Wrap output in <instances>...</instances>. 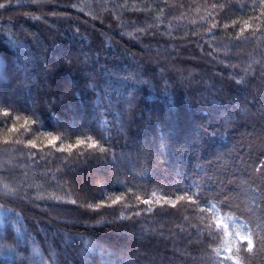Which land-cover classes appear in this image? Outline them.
<instances>
[{"label":"trees","instance_id":"trees-1","mask_svg":"<svg viewBox=\"0 0 264 264\" xmlns=\"http://www.w3.org/2000/svg\"><path fill=\"white\" fill-rule=\"evenodd\" d=\"M213 2L127 0L125 8L122 0H11L0 9V106L37 120L30 132L11 136L9 121L0 120V170L15 169L9 186L21 189L20 199L5 204L19 221L0 216V236L11 228L19 238V229L29 241L21 240L18 253L0 261L40 264L54 250L59 264H215L217 245L204 239L203 214L185 203L136 208L135 196L152 192L160 197L190 190L213 202L219 197L244 213L237 215L250 229L261 231L258 185L264 179L253 168L264 159V38L240 43L230 40L231 30L207 34ZM244 2L252 4L231 0ZM144 5L147 11L135 10ZM248 13L251 8H233L231 14ZM110 71L131 77L129 86L137 78L146 83L135 87L132 99L121 85L107 87ZM241 77L244 83L235 84ZM90 78L107 92L102 99L111 114L101 115L105 109L97 107L101 98L91 94ZM251 128L259 129L260 145L240 153V132ZM79 132L102 134L109 153L68 157L45 146L47 133L68 143ZM29 138L43 149L36 157V149L23 143L3 142ZM226 156L237 172L227 167L225 178L216 157ZM122 193L126 201L112 207L82 206L110 203ZM72 199L76 205L67 202ZM136 210L143 214L129 219ZM246 264H264V248L249 254Z\"/></svg>","mask_w":264,"mask_h":264},{"label":"snow or ice","instance_id":"snow-or-ice-1","mask_svg":"<svg viewBox=\"0 0 264 264\" xmlns=\"http://www.w3.org/2000/svg\"><path fill=\"white\" fill-rule=\"evenodd\" d=\"M32 2L39 3V0H32ZM10 3L11 0H7L6 3H0V9L8 7ZM17 3H19V0H17ZM122 4L125 8H127V0H122ZM156 7L158 8L159 5L157 4ZM210 7L215 15L210 13L212 16V22L211 27L207 30V34L215 37L219 34V29L231 30L228 34L230 40L238 41L240 43L245 41L251 42L253 39L264 38V0H252L251 5L246 2L233 5L231 0H225L224 3H221L220 0H214ZM233 8H235L236 11H243L244 9L251 8V13L246 14V16L233 18V15L231 14ZM135 10L147 11L148 5H144L143 9L137 7ZM55 14L56 13H53V15ZM32 18L37 20L41 19L40 16H32ZM129 35L132 34L129 33ZM12 43L15 46V42ZM232 46L239 47V44L233 43ZM20 47H22V45ZM106 71L108 70L106 69ZM244 71L247 73L248 70L245 69ZM236 75H239V73H236ZM109 77L110 79L107 83V87L109 89H113L117 85H121L125 91L128 92V95L132 97V99H134L135 87L146 83L145 81L137 78L134 84L129 86L128 81L132 78L127 75L118 76L114 71L109 72ZM234 82L237 85H241L244 83V79L241 77V79H236ZM87 84L91 89L93 97L101 98L97 103V107H103L105 109V113H101V115L111 114V105H105L102 99L107 95V92L102 89L99 84L91 80V78L87 81ZM80 94V92L75 90L72 92V96L76 98H78ZM132 99H128L124 102L131 105ZM0 120L9 121L6 126V135L8 136H11L12 133H19L21 129L25 132H30L32 127L37 123L34 115H20L16 113L15 109L8 106H0ZM106 123L107 121L102 122V124ZM46 136V147L55 149L61 153H66L68 157H71L74 153L77 156H84L86 153L106 156L110 151L108 140L105 139L102 134L95 135L91 133L79 132L78 134H75V138L68 143L62 142L64 138L59 134L47 133ZM3 142L5 144L12 142H15L16 144L23 143L24 148L36 149V152L31 153L33 157H36V155L43 150L40 146H38L37 141L32 138L24 140L23 142L19 139L14 141L11 139H4ZM17 151L22 152L23 148L18 149ZM261 156H264V153H261ZM33 163H35V160H33ZM5 171H7L8 175L5 174ZM14 172L15 169L6 168L5 170H0V178H2L0 179V184H2V187H0V200L3 201V203H0V216L7 219L11 214L16 217L18 222L19 214L14 213L13 210L5 207L6 203L12 202L14 199L21 198V189L14 184L9 186L8 177ZM253 172L257 177L264 179V159L257 160L256 166L253 168ZM53 179H56V177L53 176ZM253 182L255 183V181ZM258 187L260 189L261 196L264 197V184L258 185ZM52 198L63 202L62 198L59 196ZM126 199L127 195L122 193L112 198L110 203H106L101 200L100 205L87 203L82 206L95 211L99 206L112 207L126 201ZM135 200L139 202L136 205V208H139V204H143L148 206L149 211L152 210V205L154 204L159 205L161 208L165 205L171 208H178L179 205L185 203L190 206L193 212L202 213L203 215L201 216V221L204 222L207 230V236H205L204 239L210 241V244L217 245L214 249L218 258L215 264H246L249 254H252L254 250L258 248H264V222L257 226L261 228L259 233L254 229H250L248 224L240 222L239 216L237 215L238 212L240 215H244V213L239 208H232L230 204L226 201H222L219 197L214 198V202L208 198L201 200L198 193H192L190 190H185L180 194H164L159 198H157L156 192H152L150 196L146 195L145 197L136 195ZM67 202H70L73 205L77 204L76 199H72ZM261 202H264V200ZM261 211H264V209ZM142 214L143 213L140 210L133 211L129 216V219L138 217ZM183 219L186 220L187 217H184ZM229 221L231 223H228ZM249 223H252V221H249ZM16 231L19 238H13L11 228L7 229L6 235L0 236V256L18 253V246L21 240H25L26 243L29 242L24 236L19 235V229ZM198 231H200L199 228ZM6 241H10V243H6ZM84 246L85 248L89 247L87 241L84 242ZM25 251H27V249H25ZM221 252L224 253L222 257ZM37 255H40V253H37ZM0 264H5V262L0 261ZM40 264H59V257L54 250H49L47 259L42 256Z\"/></svg>","mask_w":264,"mask_h":264},{"label":"rangeland","instance_id":"rangeland-1","mask_svg":"<svg viewBox=\"0 0 264 264\" xmlns=\"http://www.w3.org/2000/svg\"><path fill=\"white\" fill-rule=\"evenodd\" d=\"M251 129H253V128H251ZM247 131L248 130L246 129V130H243V131L240 132L241 139H242V146H241V149H240V153L250 152L252 148H254V149L257 148L256 145H260L259 143H257V140H259L258 138L260 137V135H259L260 133H256V131H259V129L258 130H255V129L249 130V132H247ZM259 142H260V140H259ZM216 158H217V161H218L217 164H219V166H220V163H223V166L226 168V169L225 168L223 169L224 172H225L224 173L225 178H226V176H228L227 175V171H226L227 167H228V169H231V171L234 173V175L236 174L237 170L235 168V164H232L229 161V156L228 157L227 156L226 157H222V160H221V157H216ZM225 180L226 179H224V181ZM227 181H228L229 184H231L230 183V181H231L230 177L227 178ZM235 195H236L235 197H237L238 193H236ZM157 198H159V194L158 193H157ZM240 222H243V221L240 220ZM228 223H231V222L229 221Z\"/></svg>","mask_w":264,"mask_h":264}]
</instances>
